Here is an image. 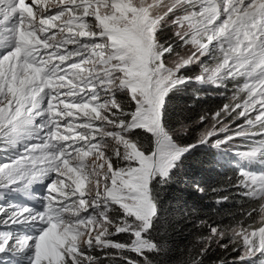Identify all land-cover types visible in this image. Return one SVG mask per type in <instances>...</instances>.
<instances>
[{
	"label": "snow or ice",
	"instance_id": "6c2138e0",
	"mask_svg": "<svg viewBox=\"0 0 264 264\" xmlns=\"http://www.w3.org/2000/svg\"><path fill=\"white\" fill-rule=\"evenodd\" d=\"M196 65L199 75L185 74ZM193 79L234 88L185 144L166 124L165 99ZM241 140V156L264 154V0H0V143L23 148L0 164V196L49 181L40 209L0 206V254L156 264L150 230L178 161L197 144ZM234 187L255 201L251 223L209 226L180 264H203L213 243L243 249L240 260L264 254V173L242 168Z\"/></svg>",
	"mask_w": 264,
	"mask_h": 264
},
{
	"label": "trees",
	"instance_id": "16d2710c",
	"mask_svg": "<svg viewBox=\"0 0 264 264\" xmlns=\"http://www.w3.org/2000/svg\"><path fill=\"white\" fill-rule=\"evenodd\" d=\"M169 35L164 33L163 39L167 40ZM197 73L198 67L192 66L185 74L193 77ZM221 94L215 86L200 84L194 79L170 91L165 99L166 124L174 131L173 139L192 143L202 127L198 123L200 117L210 116L225 104L226 97ZM119 98L125 99L123 96ZM136 131L139 133L141 130ZM236 151L229 145L216 148L197 144L178 161L170 181L158 193V211L150 230L154 241L162 245L159 252L146 253L156 264H180L182 260L194 257L203 247L202 241L209 234V226L235 227L238 223L245 226L251 223L246 213L256 206L255 201L234 187V179L238 175L234 163L237 162ZM5 154L9 155L0 149V159L6 158ZM197 186L205 191L197 190ZM222 197L228 198L217 202ZM7 204L0 200V206ZM126 238L121 234L120 239ZM223 243H228V240ZM232 247L229 245L228 249H222L212 244L203 257V264H221V261L223 264H264V254L256 260H240L241 250L233 251ZM2 257L11 264L19 263V258Z\"/></svg>",
	"mask_w": 264,
	"mask_h": 264
},
{
	"label": "rangeland",
	"instance_id": "374dc122",
	"mask_svg": "<svg viewBox=\"0 0 264 264\" xmlns=\"http://www.w3.org/2000/svg\"><path fill=\"white\" fill-rule=\"evenodd\" d=\"M196 66L198 67V73L196 75H199L201 70H200V67L198 65H196ZM196 75H194L193 77H195ZM241 83H243V81H241ZM228 87H231V88L230 89H227L226 91L224 89H219V92L222 93L221 95L222 96L225 95V97H226L225 104L226 103H229L231 101V98L233 96L234 83H229L228 84ZM215 113L211 114L209 117L214 116ZM209 126H210V123H209ZM203 127H205V125H202V127L198 130V134L202 130ZM241 142L246 143V141L241 140V141H237V145L229 144V146H231L235 150H237V148L240 146V144H242ZM205 145H209V144H205ZM5 147L6 146L3 143H0V149H3L4 150ZM239 150L240 151H244L246 149L245 148H241ZM4 151L8 152L9 155H6L5 154V157L6 158H1L0 159V164L5 163V162H9L7 160L10 159V158H13L15 155L19 154V151H23V148L20 145H17L16 147L11 148L10 150H4ZM237 155L244 162H245V160H251V161L252 160H259V161L263 160V164H264V154H258L255 157H244V156H241L238 153V151H237ZM236 168L238 169L237 170L238 175H239L240 169H242V168L243 169H247L248 171H250L252 173H264V168H256L254 166H248L245 163L237 164ZM237 176L235 177L234 180H236ZM48 182L49 181L47 179H45L42 182H40L39 189H34L33 186L31 185L30 187H28L26 189H21L19 191H15V192H18V193H26L27 195H29V198L31 200H35V203L37 204V206L28 204V200L27 199H24L26 203L25 202L20 203V201L18 199H16L17 201L15 202L14 201L15 199L10 194V192L13 191L11 188L7 190V192L4 194V196H0V200H2L3 202L9 203L7 205H11V206H29L31 208H34V209H37L38 210V209H40L42 207V201L40 199H37V196H39V197H43L44 196ZM240 190L242 191L241 193L243 194V189L238 188V191H240ZM2 192H3V190H0V193H2ZM9 210L11 211V210H14V209H9ZM256 219L258 221L259 218L257 217ZM15 229L16 230H20V231L23 230L21 226H15ZM0 230H4V229L0 228ZM208 236H209V234H208ZM227 240H228V238L226 237L223 241H227ZM223 241H221V243H223ZM213 244L219 246L216 243H213ZM240 250H241L242 255H244L243 249H240ZM2 256H6L7 258H10V259L18 258V257L12 256L10 253L0 254V257H2ZM262 256H263V254H261L259 252H256L254 255L248 256L246 258L247 259H251V260H256L258 258H261ZM18 264H23V261H22L21 258H19V263Z\"/></svg>",
	"mask_w": 264,
	"mask_h": 264
}]
</instances>
